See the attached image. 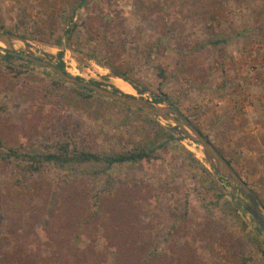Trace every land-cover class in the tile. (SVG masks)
I'll list each match as a JSON object with an SVG mask.
<instances>
[{
	"label": "rangeland",
	"instance_id": "374dc122",
	"mask_svg": "<svg viewBox=\"0 0 264 264\" xmlns=\"http://www.w3.org/2000/svg\"><path fill=\"white\" fill-rule=\"evenodd\" d=\"M0 32L25 39L70 76L176 109L264 212V0H0ZM6 51L0 44V140L35 155L68 130L83 148L109 153L144 142L154 157L109 169L48 166L30 179L19 162H1L0 264L14 256V264H29L32 254L43 264H264V233L182 132L94 93L89 110L61 108L30 80L82 88L7 60ZM116 79L130 88L121 91ZM22 184L43 189L25 206L16 203Z\"/></svg>",
	"mask_w": 264,
	"mask_h": 264
},
{
	"label": "trees",
	"instance_id": "16d2710c",
	"mask_svg": "<svg viewBox=\"0 0 264 264\" xmlns=\"http://www.w3.org/2000/svg\"><path fill=\"white\" fill-rule=\"evenodd\" d=\"M222 42L223 41L221 40H217L213 42V44L217 45ZM58 57H61V53L58 55ZM4 58L7 60L17 59V61H25L24 59L20 57L10 55L8 51H6V55L4 56ZM5 62L7 61L5 60ZM57 67L62 69L66 73L62 63L57 64ZM6 68L9 70V72L11 73L13 72V68L11 67V65H9V63L8 65H6ZM115 76L123 79V76L121 73L119 74L117 73L115 74ZM77 79L81 80L80 78H77ZM30 83L32 85L31 87L36 92H38V94H40L42 98L47 99V101L49 102L51 101V102H54L55 104H60L61 108L63 107L72 108L75 106V107H83L86 110H89L92 108V102L96 100L94 99L92 95L93 92L88 91L86 89H82V91L74 90L72 91V93L70 91H66L65 89L62 90V87H64V84L60 81H56L53 79H48V80L34 79V80H30ZM153 102L156 104L162 103V101L158 98H155ZM167 129L171 132L177 131V128H174V127L172 128L169 127ZM205 137L207 138V136ZM75 138H76L75 134L70 133L68 130H62L59 134H57L55 137L52 138L51 144L53 145L51 148L49 147L47 148L46 146H44V150L40 151L39 153L35 155L22 154L20 153L19 147L17 144L4 142L0 140V164L1 162H4L6 160L19 162L20 165H18V167L21 173H23L24 176H28L29 178L27 179H30V178H33L35 175L41 174V171L43 170V168L48 167V166L60 167L63 169L68 168V170L76 171L77 167H81L91 162H101L102 164L106 166L107 169H109L114 165L134 166V165H138L142 163H149L154 157L153 151L151 150L149 151L148 146L144 142L137 143L131 140L132 143L130 144L132 147L127 148L125 146H122L120 149L114 148L110 150L109 153L106 151L102 153L91 147H87V148L81 147L80 144L77 143ZM207 139L209 140V138ZM164 146L165 144H162L159 147L162 148ZM217 151L219 152L218 149ZM195 161L199 162L197 159H195ZM204 170L206 169L204 168ZM207 173L212 178V175L208 171ZM216 179L218 181L223 182L226 185L228 184L224 179L220 178L219 176ZM17 182H19V179L17 180ZM33 188L34 187L31 184L29 185L22 184V190H21L22 192L20 191L21 193H19L20 197L19 195L17 196L16 203L20 202L21 206L22 205L25 206L32 201V199H30V202H28L26 199L27 196L29 197L33 196L36 192H41L43 190L42 188H40L38 189V191H35ZM234 212L236 213V210ZM221 228H222L221 225L217 224L215 226V229L218 230V233L216 232L215 235L217 236L221 235L218 238L222 244V241L224 242V238L222 237L226 233ZM258 229L260 230L259 227ZM0 241H4L3 238L0 237ZM135 249H137V245L135 246ZM33 255L34 254H32V257ZM32 257L30 259L28 258V256L24 258L26 259L27 262H29V264H43V261H45V260H42L41 258H37V260H34L32 259ZM2 259H4V257ZM8 261L12 262L10 264H14L18 262L15 256L11 258V260L8 259ZM240 264H247V260L242 258L240 260Z\"/></svg>",
	"mask_w": 264,
	"mask_h": 264
},
{
	"label": "water",
	"instance_id": "95a60500",
	"mask_svg": "<svg viewBox=\"0 0 264 264\" xmlns=\"http://www.w3.org/2000/svg\"><path fill=\"white\" fill-rule=\"evenodd\" d=\"M15 41L23 43L25 47V53L23 55H18L15 53L13 44ZM0 44L4 45L10 55L20 57L41 67L47 68L56 74V76L62 81L70 85L86 89L98 96L109 99L126 108L136 110L148 116L159 118L171 123L199 147L204 158L212 167L216 175L228 183L231 195L238 201L243 212L247 213L264 233V212L259 205V202L253 191L238 176L229 163L221 156L215 146L176 109L161 104H156L154 102H149L141 98L110 91L106 88H103L102 86L96 85L95 83L82 81L70 76L49 60L35 56L28 49L27 41L15 35L0 32ZM237 194H240L243 199L238 197Z\"/></svg>",
	"mask_w": 264,
	"mask_h": 264
},
{
	"label": "bare ground",
	"instance_id": "6f19581e",
	"mask_svg": "<svg viewBox=\"0 0 264 264\" xmlns=\"http://www.w3.org/2000/svg\"><path fill=\"white\" fill-rule=\"evenodd\" d=\"M114 83L118 89L124 92H126L130 88L126 83L120 81L119 79L114 80ZM194 147L196 146L194 145Z\"/></svg>",
	"mask_w": 264,
	"mask_h": 264
}]
</instances>
